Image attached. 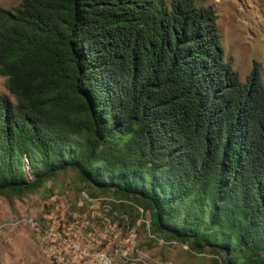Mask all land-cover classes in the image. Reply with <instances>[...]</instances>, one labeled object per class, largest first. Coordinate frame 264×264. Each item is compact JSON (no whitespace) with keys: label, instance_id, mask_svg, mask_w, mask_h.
<instances>
[{"label":"trees","instance_id":"trees-1","mask_svg":"<svg viewBox=\"0 0 264 264\" xmlns=\"http://www.w3.org/2000/svg\"><path fill=\"white\" fill-rule=\"evenodd\" d=\"M216 32L198 0L0 9V196L70 170L153 235L264 264V85L239 84Z\"/></svg>","mask_w":264,"mask_h":264},{"label":"rangeland","instance_id":"rangeland-1","mask_svg":"<svg viewBox=\"0 0 264 264\" xmlns=\"http://www.w3.org/2000/svg\"><path fill=\"white\" fill-rule=\"evenodd\" d=\"M198 2L214 13L222 63L239 84L256 73L264 85V0ZM19 3L0 0V9ZM0 94L14 101L2 76ZM150 230L148 212L131 199L100 193L70 170L32 192L0 196V264H213L207 250Z\"/></svg>","mask_w":264,"mask_h":264},{"label":"bare ground","instance_id":"bare-ground-1","mask_svg":"<svg viewBox=\"0 0 264 264\" xmlns=\"http://www.w3.org/2000/svg\"><path fill=\"white\" fill-rule=\"evenodd\" d=\"M104 257V256H103Z\"/></svg>","mask_w":264,"mask_h":264}]
</instances>
